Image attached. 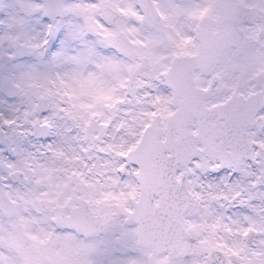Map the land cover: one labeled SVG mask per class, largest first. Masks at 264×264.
<instances>
[{"label": "snow or ice", "instance_id": "1", "mask_svg": "<svg viewBox=\"0 0 264 264\" xmlns=\"http://www.w3.org/2000/svg\"><path fill=\"white\" fill-rule=\"evenodd\" d=\"M0 264H264V0H0Z\"/></svg>", "mask_w": 264, "mask_h": 264}]
</instances>
